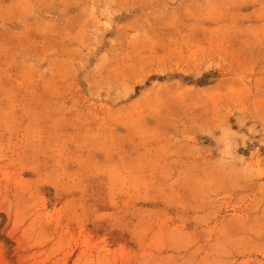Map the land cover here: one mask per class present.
I'll return each mask as SVG.
<instances>
[{
  "label": "rangeland",
  "instance_id": "obj_1",
  "mask_svg": "<svg viewBox=\"0 0 264 264\" xmlns=\"http://www.w3.org/2000/svg\"><path fill=\"white\" fill-rule=\"evenodd\" d=\"M0 264H264V0H0Z\"/></svg>",
  "mask_w": 264,
  "mask_h": 264
}]
</instances>
